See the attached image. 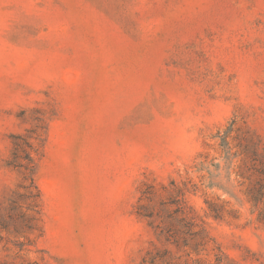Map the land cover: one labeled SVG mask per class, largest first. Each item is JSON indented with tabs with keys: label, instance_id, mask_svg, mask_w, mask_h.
<instances>
[{
	"label": "rangeland",
	"instance_id": "1",
	"mask_svg": "<svg viewBox=\"0 0 264 264\" xmlns=\"http://www.w3.org/2000/svg\"><path fill=\"white\" fill-rule=\"evenodd\" d=\"M0 264H264V0H0Z\"/></svg>",
	"mask_w": 264,
	"mask_h": 264
},
{
	"label": "trees",
	"instance_id": "2",
	"mask_svg": "<svg viewBox=\"0 0 264 264\" xmlns=\"http://www.w3.org/2000/svg\"><path fill=\"white\" fill-rule=\"evenodd\" d=\"M20 137L21 136H17ZM22 139H24L22 137ZM25 146H22L19 142H14V150L12 152V159L9 161L13 167L22 169V178L24 179L23 188L26 189V197L31 199L30 207L33 208L37 206V200L39 198L40 192L37 188V185L34 182V172H35V162L34 158L30 154L32 150V145L24 139ZM150 216L149 214H144ZM194 232H192L193 234ZM171 236V235H169ZM169 240L168 237H166Z\"/></svg>",
	"mask_w": 264,
	"mask_h": 264
}]
</instances>
